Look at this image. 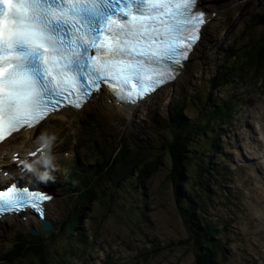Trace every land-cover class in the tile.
<instances>
[{"label":"rangeland","instance_id":"374dc122","mask_svg":"<svg viewBox=\"0 0 264 264\" xmlns=\"http://www.w3.org/2000/svg\"><path fill=\"white\" fill-rule=\"evenodd\" d=\"M208 1L211 0H203L202 4L211 9L210 4H204ZM215 1L225 6L218 8L210 25L207 24L201 41L202 51L191 59L192 66L181 79L180 87L172 85L161 90L156 98L132 111L113 112L91 102L83 110H67V116L49 118L35 133L32 146L48 138L53 140L50 154L46 156L47 170L42 182L47 183L55 195L47 205V218L53 222L54 230L42 235L49 237L45 246L57 262L59 259L63 264H197L198 248H193L191 240L187 243L188 229L179 215L174 187L167 179L171 164L167 155H163L159 169L143 182L135 171L118 186L106 185L103 197L106 203L94 199L83 203L75 227L70 218L81 200L63 185L66 171L76 160L78 152L73 143L82 133L84 112H90L96 122L94 137L100 141L99 146L106 143L112 151L122 142V137L130 136L139 150H146L144 146L158 149L165 140L163 136L169 135L168 125L164 123L173 121L172 115L176 116L179 104L187 108L182 117L191 126L199 127V136L195 134V144L189 149L190 155L209 165L213 172L211 186L208 184L210 192L201 197L206 203L208 219L227 227L226 230L223 227L219 236L226 243L224 264H264V166L259 167L262 159L257 155V159L251 158L255 155L250 149L254 146L253 139L257 145L264 146L261 138L259 143L256 141L258 131L264 129V78L251 73L236 75L234 84L211 92L208 83L222 63L232 62V58H227L228 46L235 40L245 39L243 27L254 13H264V0ZM261 31L257 27L252 32L257 36ZM207 93H211L207 104L210 107L215 106V101L227 102L231 96L238 100L236 105L231 103L234 111L221 125L220 120L200 124L207 121L208 112L190 100L194 94L205 97ZM204 131L213 136H207ZM214 134L218 142H213ZM106 150L109 152L108 148ZM80 157L79 162L87 161L83 154ZM94 158L91 154V159ZM125 163L129 164V159ZM116 171L114 168L112 174ZM204 180L205 177L201 182L205 184ZM204 184L205 187L207 183ZM21 217H9L2 224L0 254L9 250V239L16 230H30L31 226L18 225ZM33 227L41 229L37 218ZM159 246L163 249L156 255H144L149 248ZM34 260L28 257L8 264H35Z\"/></svg>","mask_w":264,"mask_h":264},{"label":"snow or ice","instance_id":"6c2138e0","mask_svg":"<svg viewBox=\"0 0 264 264\" xmlns=\"http://www.w3.org/2000/svg\"><path fill=\"white\" fill-rule=\"evenodd\" d=\"M198 0H0V141L104 86L135 103L174 78L206 17ZM50 199L15 186L0 214Z\"/></svg>","mask_w":264,"mask_h":264},{"label":"trees","instance_id":"16d2710c","mask_svg":"<svg viewBox=\"0 0 264 264\" xmlns=\"http://www.w3.org/2000/svg\"><path fill=\"white\" fill-rule=\"evenodd\" d=\"M257 27L261 28L262 31L255 36L252 31ZM243 29L245 39L242 36L243 41L241 38L238 42L235 40L234 43L232 42L228 46L229 54L227 58H232V62L229 64L222 63L221 67L208 80L211 88L210 92L234 84L233 79L236 75L244 76L251 73L255 76L260 74L259 76L262 79L264 78V13H254L247 20ZM210 95L211 93H207L205 97H201L194 94L190 101L195 105H201V108L208 112V115L206 114L207 121L200 124L208 125L215 120H220L219 125H221L230 118V113L234 111V105L237 104L238 100L235 96H231L232 98L227 99L229 102L215 101V106L210 107L207 106L211 100ZM231 103H234V105H231ZM178 106L176 116L172 115L173 121L166 120V123H164L168 125L169 135L163 136L165 140L161 142L158 149L144 146L146 150H139L134 147L136 144L130 139V136L125 139L122 137V142L113 147L112 151L106 143L99 146L100 141L94 137L97 128L96 122L90 117V112L83 114V121L81 120L82 133L78 138H75L73 143L75 150L78 152L75 155L76 160H74L71 168L66 171L63 183L66 190L76 194L81 200L70 218V223L72 227L78 224L77 215L83 203L91 199L100 201L103 204L106 203L103 198L106 193V185L118 186L135 171L139 175L138 179L142 182L151 177L159 169L162 157L165 154L171 161L167 179L174 187L178 212L189 233L187 243L191 240L193 248H198V255L195 256L196 263L224 264L226 243L219 236L223 227L224 230L227 227L208 219L209 216L205 210L206 203L201 197L203 193L209 194L210 192L209 186H211L210 182L212 181L210 175L213 172L209 165L192 158L193 156L190 155L191 151L189 149L195 144V134L199 136V127L198 125L197 127L191 126V123L182 117L186 112V106H180L179 104ZM207 136L212 137L213 135L207 132ZM218 140V136L214 134L213 142H218ZM216 144L213 143V145ZM107 148L109 152H107ZM156 150L159 152L156 153ZM215 150L214 148L213 151ZM82 154L86 157V162L82 160L79 162ZM91 154H94V159H91ZM128 159L129 164H124ZM114 168H117V171L113 175ZM204 177L206 185L203 181L201 182ZM194 178H196V181H193ZM190 187L194 188V191L190 190ZM71 229L75 230V228ZM48 238L44 235L36 236L30 232L16 231L10 239V249L0 256L3 260L1 264L14 263L16 260L27 259L28 257L35 258L36 260L33 262L35 264H63L61 260L58 259L57 262L56 258L53 259L47 251L45 244ZM86 241L88 240L86 239ZM159 249H163V247L149 248L144 255L146 257L149 253L156 255Z\"/></svg>","mask_w":264,"mask_h":264},{"label":"bare ground","instance_id":"6f19581e","mask_svg":"<svg viewBox=\"0 0 264 264\" xmlns=\"http://www.w3.org/2000/svg\"><path fill=\"white\" fill-rule=\"evenodd\" d=\"M202 2H203V0H199L198 4H201V8L203 9V11L205 13V17L207 16V22H206V24L204 25V27L202 29V38H203V32L206 31L207 24L209 23V21H211L213 19V16L217 12L218 8H220V7L223 8V6H225V4L223 2L219 3L218 1H215V0L214 1L213 0L208 1V4H206L204 2L205 5L209 6V4H210V6H211V9H209V8L207 9L202 4ZM209 25H210V23H209ZM202 38L197 43V45L194 47V51L191 53V55H190L188 61L186 62V64H184V68L182 69L181 74L177 77L176 81L171 82L169 84H166L165 86L161 87L160 89H157L153 94H150L149 96L145 97L143 100H140V101H138L137 103H134V104L119 103L110 93L106 92L105 90H102L100 93H98L96 95H93L92 98L84 105L83 108H86L87 106H89L91 102H96L104 110H110V111H113V112L124 111V110L132 111V110L136 109V107L138 105H141L142 103H145V102L149 101L150 99L154 98L155 96L157 97V95L159 94V92H161V90H165L166 88H168V87H170L172 85H174L176 88L180 87L181 83H182L181 79L184 78V75H187L189 73L190 68L192 66L191 59L193 57H195V55L200 54L201 51H202L201 50L202 43H203V42L201 43ZM67 110L68 109H63L60 112H57V113H55L52 116L61 115V114H64V116H67ZM52 116L48 117V119L51 118ZM260 125L262 127V124H260ZM258 129H260L259 126H258ZM36 130L37 129L25 130V131L21 132L20 134H15L11 139L5 141L0 146V155L2 156L1 163L3 165L7 166V169L11 170L12 173H14V168H15L14 167V163L12 162L13 156H17L19 154V155H21V158H25L27 152H30V151L35 149V148H31V147H33L32 145H35V142L33 141V137H34V135L36 133ZM258 132H259V134H258V138L256 137V141H258V143H259L260 142V138L262 140H264V129H261V131L259 130ZM23 133H26V135H25L26 137L25 138H20L21 135H23ZM252 139L253 138H251V140ZM13 140H14V142H12ZM48 141H49L48 146L45 149H43V151H41V153H45V150L47 151L49 149V147L52 145V141L53 140L50 139ZM253 143H254V146L253 145L250 146V149L253 150L252 154H254L255 156L251 157V158H256L257 159V156L259 158H261L262 159V161H261L262 164L259 167H262V166H264V146L263 145L261 146L260 145L261 143H259L257 145V143L255 142L254 139H253ZM26 149H29V150L27 151ZM247 159H249V156H248ZM1 178H5V177L1 176ZM10 179H12V177H10ZM2 180H5V179H2ZM52 201H53V199L51 201L47 202L45 204L46 207H47V205L49 206ZM46 211H47V208H46ZM24 217H25L24 220L20 219L18 221V225L19 226H21L22 228H27V227H30V226H34L35 217H33L32 215L27 214V213L24 214ZM5 218L6 217H3L2 219H0V229H3V227H1V226H2V224H5V221L7 219V218L6 219Z\"/></svg>","mask_w":264,"mask_h":264},{"label":"water","instance_id":"95a60500","mask_svg":"<svg viewBox=\"0 0 264 264\" xmlns=\"http://www.w3.org/2000/svg\"><path fill=\"white\" fill-rule=\"evenodd\" d=\"M198 3H199V1H198ZM197 8L203 10V9L201 8V4H197ZM206 18H207V16H206ZM41 228H42V230H43L44 232H47V233L50 232V231H52V229H53V224H52L51 220H49V219H44V220L42 221ZM31 232H32V234H35V235H41V232L38 231V230H35L33 227L31 228Z\"/></svg>","mask_w":264,"mask_h":264}]
</instances>
